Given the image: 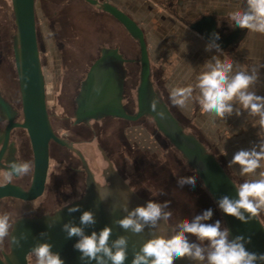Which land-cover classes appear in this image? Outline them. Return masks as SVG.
Listing matches in <instances>:
<instances>
[{"label": "clouds", "instance_id": "clouds-1", "mask_svg": "<svg viewBox=\"0 0 264 264\" xmlns=\"http://www.w3.org/2000/svg\"><path fill=\"white\" fill-rule=\"evenodd\" d=\"M240 5L227 14L229 27L264 34V0H240ZM212 35L214 38L205 50H215L217 54L199 66L200 71L194 83L170 86L169 98L173 105L180 108H185L194 99L203 113L220 120L233 114L240 116L244 112L253 118L251 124L258 129L259 143L248 149L237 150L227 165L228 168L238 167V175L243 177V181L233 184L236 192L234 197L223 195L216 202L225 215L248 223L264 213V96L255 91L264 65L248 67L234 63L216 42L220 39L219 34ZM94 91L98 93L99 86H94ZM157 104L158 100L153 99L151 107L154 112ZM156 114L161 119L165 117L163 112ZM220 153L227 155L224 146L220 148ZM32 171L33 164L30 161H7L0 168V186L11 184L15 179L30 175ZM196 181V176H181L177 178V185L180 188L185 185L195 187ZM98 193L102 202L111 195L108 187L105 192L98 187ZM159 195L166 193L161 191ZM70 203L65 202L64 207ZM128 203L129 196L120 206L126 215L115 219L113 223L125 232L141 234L148 228L151 233L139 250L133 252L131 264H175L181 260L189 264H264V253L246 248V244L251 242L250 238L246 239L243 235L232 237L230 229L221 220L212 222V208L170 225L173 215L171 201L157 202L150 199L145 205H138L131 210ZM68 211H79V205L68 207ZM79 220V226L69 221L63 224L62 230L67 238H78L73 247L80 253L82 264H92L93 261L95 264H125L128 258V236L120 235L111 239L113 229L110 226L86 234L85 229L96 223L91 210L84 211ZM17 222L9 213L0 214V245L8 239L13 247L20 248L22 242L27 241L26 233L15 234ZM52 226L49 224V227ZM40 235L45 237L47 233ZM29 257L34 258V264H65L61 255L53 251V245L46 241L35 243L29 251Z\"/></svg>", "mask_w": 264, "mask_h": 264}, {"label": "water", "instance_id": "water-1", "mask_svg": "<svg viewBox=\"0 0 264 264\" xmlns=\"http://www.w3.org/2000/svg\"><path fill=\"white\" fill-rule=\"evenodd\" d=\"M34 1L11 0L16 30L12 42L13 58L24 114V123L21 127L29 133L28 136L32 144L34 155L33 181L27 190L10 184L0 186V200L19 198L22 201H33L41 196L48 169V143L50 140H53L60 144V140L54 136L55 134L51 130L45 109L44 76L37 44ZM84 1L90 5L98 4L96 0ZM101 8L102 11L111 15L138 45L141 66L140 85L137 90L139 113L132 120L142 115H149L153 118L157 130L169 141L171 147L182 156L188 167L201 182L205 192L217 208L222 223L230 229L231 236L243 235L246 239L250 238L251 242L246 244V248L252 252L264 253V222H262L260 217L248 223H242L234 217L225 215L217 206L216 202L221 196L229 195L230 197H234L236 195L233 184H237L233 176L226 169L221 158L211 146L202 142L194 132H187L183 124L165 104L162 95L154 94L152 91L149 81L150 57L142 29L134 20L116 7L103 3ZM190 29L200 35L207 43L214 38L212 34L217 33L215 21L209 17L196 21L190 25ZM237 35L238 33L225 39L220 38L216 42L221 48H224L236 39ZM107 59H110L111 62H107ZM108 63L106 79L112 85V92H114L110 95L109 102L111 106L108 108L111 110L110 114L112 116L120 117L119 100L125 75L121 56L115 50L103 52L102 58L94 64L88 78L90 79L89 82L93 84L94 77L99 75L100 71L104 70V66ZM103 87L104 84L100 85L97 97L95 93L93 96L97 98L95 99V102L97 101L95 106H100L98 107L99 110L104 101L103 96L105 91H101ZM153 99L158 100L155 112L151 107ZM157 112H163L165 117L161 119L156 114ZM6 130L8 132L9 127ZM109 182L108 186L102 187L89 178L84 196L68 205V207L79 205V211L69 213L68 207H64L53 216L19 220L15 225V234L19 235L21 232H24L27 234L28 239L22 242L23 246L20 248L13 247L9 242V253H3L0 256V264H28L27 256L32 246L37 242L45 241L53 245V251L61 255L65 264H82L79 258L80 253L73 247L78 238H67L66 233L62 230V226L69 221L79 226V218L86 210H91L96 219L95 225L85 229L86 234L90 235L92 231L99 232L105 226H110L113 229L111 239L114 240L120 235L129 237L128 258L125 264H131L133 252L139 250L142 243L150 238V230L145 228L143 233L133 234L125 232L118 225L114 224L113 221L126 215L120 209V206L128 196L129 210L138 205H145L147 201L138 197L119 177L116 176ZM98 187L102 192H105L108 187L111 192L106 201L102 202L99 199ZM49 224L53 226L49 227ZM41 233H47V235L41 237ZM92 264H95V262L93 261ZM175 264H189V262L181 260L176 261Z\"/></svg>", "mask_w": 264, "mask_h": 264}, {"label": "rangeland", "instance_id": "rangeland-1", "mask_svg": "<svg viewBox=\"0 0 264 264\" xmlns=\"http://www.w3.org/2000/svg\"><path fill=\"white\" fill-rule=\"evenodd\" d=\"M98 6L107 3L106 0H96ZM110 4V3H108ZM9 0H0V29L6 25L7 6ZM121 9V4H110ZM120 5V7H119ZM90 5L82 0H35L34 13L37 44L48 91L57 76L67 71V66L78 61V65L87 68L98 55L97 48L115 46L126 58L139 59L137 43L126 35L125 30L112 18H109L101 8ZM155 6L170 14L171 5L131 4L128 14L132 17L144 33L145 42L150 57L152 79L156 78L158 90L165 104L174 108L169 98L170 86H177L176 80L171 79V39L172 32L182 25L177 20L167 19L161 14L154 13ZM162 6V7H161ZM188 23V21H182ZM3 33V31H0ZM0 36V63L2 74L7 79L8 87L13 90L14 73L10 67L13 63L8 38ZM131 76H138V69L131 66ZM173 107V108H172ZM175 109V116L183 124L187 132H194L199 139L207 144L196 129L192 120ZM146 127L139 121L137 129H131L128 135L130 142L126 149L119 143H108L111 155L120 157L118 166L122 169L126 179L139 196L147 201H171L170 210L173 215L169 221L174 225L178 221L191 219L195 214L212 208V222L220 219L219 213L201 182L197 179L195 187L185 185L180 188L177 178L181 176H196L188 167L186 161L169 143H155L158 137L154 122L144 118ZM142 130V132L139 131ZM116 141V140H115ZM212 145V144H211ZM213 146V145H212ZM122 157V160H121ZM56 170V167L54 171ZM50 174L52 177L53 173ZM67 175V174H66ZM66 182L67 177H62ZM60 180V181H61ZM238 184L240 180L234 179ZM63 183V182H62ZM64 186V185H63ZM63 189V188H62ZM164 191L166 195H159ZM9 213L13 219L25 215L23 210L16 211L10 201H0V214ZM260 219L264 222V217ZM223 224V223H222ZM224 225V224H223ZM194 239V238H193ZM9 253V241L5 239L0 245V255ZM28 264H34V258L28 259Z\"/></svg>", "mask_w": 264, "mask_h": 264}, {"label": "flooded vegetation", "instance_id": "flooded-vegetation-1", "mask_svg": "<svg viewBox=\"0 0 264 264\" xmlns=\"http://www.w3.org/2000/svg\"><path fill=\"white\" fill-rule=\"evenodd\" d=\"M101 6L98 7L101 8ZM7 8L6 25H4L3 30L0 29L3 31V33L0 32V36L2 33L9 41L13 60L10 67L14 73L15 83L13 84L15 87L13 90L8 87L0 63V168L7 161L14 159L30 161L32 164L34 161L29 133L21 127L24 123V114L13 58L12 42L16 30L11 0H9ZM105 14L116 21L108 13ZM126 35L129 36L127 32ZM114 50L121 56L125 69L119 100L120 117L112 116L111 110L108 108L111 106L110 95L114 93L112 92V85L106 79L109 63L104 66V70H101L99 75L94 77L93 84L89 82L90 79L88 78L94 64L102 58L103 52ZM96 52L98 55L96 54V58L91 61L87 68L80 69L81 67L77 64L78 61L68 65L66 73L57 76L53 81L51 91H48L49 87L44 77L45 109L51 130L55 134L54 136L60 140V144L53 140L48 143V169L41 196L33 201H22L19 198L0 200L10 201L16 211L23 210L25 212V215H20L16 219L17 221L24 218L34 219L42 216H53L64 208L65 202L73 203L84 196L89 178L103 187L106 186V183L108 186L109 181L117 176L130 190L142 198L126 179L122 171L123 168L118 166L122 164L120 157L118 155L112 156L108 147V143H119L125 150L129 143H133L128 137L131 129L136 130L139 121H142L140 123L146 127L144 118L153 121L149 115H142L132 120L139 113L137 90L140 85V61L139 59L136 61L126 58L115 46L98 47ZM106 61L109 62L110 59ZM131 66L138 69V76H131ZM149 81L154 94H161L157 87L156 78L152 79L151 68ZM99 83L100 85L104 84L101 91H105L100 110L98 108L100 106H95L98 93L94 91V86L100 87ZM94 93L96 97H93ZM139 131L142 132L140 129ZM156 131L158 137L155 138V143H169L157 128ZM55 167L56 170L54 171ZM51 172H54L53 177L50 175ZM64 176L67 177L66 182L61 180L64 179L62 178ZM32 177L33 171L28 176L15 179L10 185L27 190L33 181ZM29 258L31 257L28 255L27 262Z\"/></svg>", "mask_w": 264, "mask_h": 264}, {"label": "crops", "instance_id": "crops-1", "mask_svg": "<svg viewBox=\"0 0 264 264\" xmlns=\"http://www.w3.org/2000/svg\"><path fill=\"white\" fill-rule=\"evenodd\" d=\"M110 4L128 5L121 6L120 11L128 17L129 5L131 4H153L171 5L170 14L161 11L155 6L154 13L161 14L164 18L179 21L181 28L173 30L171 39V79L176 80L177 86H185L195 82L196 74L199 73V66L211 56L216 55L215 50L206 51L208 44L190 25L202 18H212L215 21V30L221 39L228 38L238 33L237 38L221 48L227 53L234 63L241 66L264 65V34L249 33L246 29L229 27L227 14L240 5V0H106ZM120 7V5H119ZM162 7V6H161ZM128 9V10H127ZM188 21V23L182 22ZM219 55V54H218ZM223 58V57H221ZM260 82L256 85L255 91L258 95L264 96V68H261ZM181 114L191 119L196 129L208 146H211L215 153L221 158L228 172L234 179L241 182L243 177L238 175V167L228 168V161L232 155L240 149H248L259 143L257 128L252 127V117L244 112L240 116L233 114L225 120L213 118L201 111L199 104L193 99L185 108L173 105ZM173 108V107H172ZM173 108L175 112V109ZM197 135V134H196ZM213 146H212V145ZM224 146L227 155H221L220 148ZM264 215V213H262ZM264 217V216H262Z\"/></svg>", "mask_w": 264, "mask_h": 264}]
</instances>
